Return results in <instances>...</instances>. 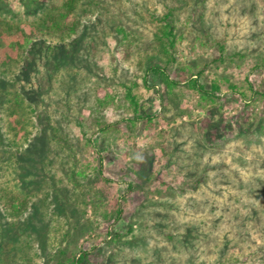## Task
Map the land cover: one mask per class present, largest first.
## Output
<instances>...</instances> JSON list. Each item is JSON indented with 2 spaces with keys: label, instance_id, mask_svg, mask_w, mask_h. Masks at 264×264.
<instances>
[{
  "label": "rangeland",
  "instance_id": "obj_1",
  "mask_svg": "<svg viewBox=\"0 0 264 264\" xmlns=\"http://www.w3.org/2000/svg\"><path fill=\"white\" fill-rule=\"evenodd\" d=\"M95 6L90 48L81 41L74 57L43 55L17 70L21 96L37 100L36 126L14 147L0 121V185L29 200L16 216L0 203V264H69L83 251L87 264H264V0ZM23 7L0 0V12ZM169 10L175 89L154 76L145 83L140 69L159 45L151 15ZM120 27L134 53L114 62ZM196 75L209 90L218 83L215 97L184 88ZM11 80L0 75L8 116Z\"/></svg>",
  "mask_w": 264,
  "mask_h": 264
},
{
  "label": "trees",
  "instance_id": "obj_2",
  "mask_svg": "<svg viewBox=\"0 0 264 264\" xmlns=\"http://www.w3.org/2000/svg\"><path fill=\"white\" fill-rule=\"evenodd\" d=\"M22 1L24 5L22 9L6 11L7 13L0 12V50L5 48L9 41L15 43L13 54L0 59V75L12 78L7 85L14 90V103L16 104L10 116L1 114L0 112V121L2 120L3 124L7 127L9 131V143L14 147H19L22 140L27 141L30 139L36 126L33 114H35L37 102V100L31 97L26 98L27 96H21V91H24V88L17 89L21 80L16 76L17 70L23 67V62L26 59L33 65V62L39 61L40 56L43 55L49 57L51 54L56 56V54L65 53L67 57H74L80 51L79 43L81 41H84L85 45L90 48L89 37H85V32L89 29L86 20L92 19L91 16L94 14L96 7V0ZM151 16L157 22L155 38L159 45L157 46L158 49L147 58L146 64L144 63L140 67V69L145 71L143 80L145 83H148L149 77L154 76L160 82L175 89L179 85V82L172 78L167 69L170 63L176 61L177 34L175 32L176 24L173 19L174 12L173 10H169L163 16H156L155 14ZM28 27L31 28L30 32L27 30ZM116 31L119 35V43L116 51L111 53L112 61L117 62L120 58L127 61L132 58L134 53L131 45L133 40L129 31L125 28L120 27ZM25 38L33 39L32 46L25 47L23 45L22 41ZM41 49L43 52L40 55ZM57 58L55 67L60 69L62 62L66 61V59ZM197 77L198 75L188 79L183 84L184 88L188 91L191 89L201 91L205 96L215 97L216 94L212 93H217L220 90L218 83L213 81L209 90L204 84L200 83ZM126 95L135 107L139 106L137 96L133 94L131 86L127 87ZM21 100L26 101V103L22 104ZM8 101L11 102L12 99L9 97L4 101L0 99V106L6 105ZM142 117L153 118L148 113ZM53 126L59 130L57 124ZM166 148L167 145L164 146V149ZM99 170L101 171L102 167H99ZM128 187L132 189L133 183L130 182ZM3 196L7 197L5 201L3 200ZM16 199L18 197L11 194L3 185H0V203L6 202L3 205L6 210L12 211L11 215L13 216L23 214L29 205V200L26 197L20 198V201H16ZM123 213L124 209L120 207L115 220L120 219ZM2 237L0 228V249ZM89 255L90 252L83 251L79 257H73L69 264H87Z\"/></svg>",
  "mask_w": 264,
  "mask_h": 264
}]
</instances>
